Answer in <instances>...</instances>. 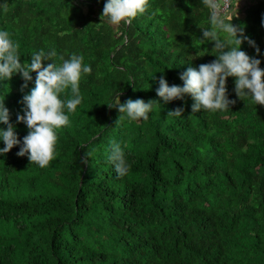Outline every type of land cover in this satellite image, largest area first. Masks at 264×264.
Segmentation results:
<instances>
[{"label":"trees","instance_id":"1","mask_svg":"<svg viewBox=\"0 0 264 264\" xmlns=\"http://www.w3.org/2000/svg\"><path fill=\"white\" fill-rule=\"evenodd\" d=\"M105 2L0 0V30L20 45L22 63L55 49L57 65L76 54L92 68L47 167L18 157L19 146L0 155V264H264V106L239 100L231 77L236 103L227 111L191 112L190 97L156 95L161 76L182 86L188 66L215 59L213 44L201 42L210 9L202 0H149L131 25L112 26L100 19ZM242 2L231 22L245 25L260 54L246 42L241 50L264 68V0ZM31 75L23 92L19 74L0 80L21 140L28 130L16 114ZM119 93L121 103L160 104L148 120H131L107 107ZM181 106L182 115H167ZM112 142L130 165L123 176L108 159Z\"/></svg>","mask_w":264,"mask_h":264},{"label":"clouds","instance_id":"2","mask_svg":"<svg viewBox=\"0 0 264 264\" xmlns=\"http://www.w3.org/2000/svg\"><path fill=\"white\" fill-rule=\"evenodd\" d=\"M202 2L211 10V28L202 31L201 42L208 41L213 44L212 48L217 53L214 55L215 59L198 67L188 66L179 74L182 86H170L161 76L156 95L165 103L174 100L185 101L186 97H190L193 101L191 112L227 111L236 103V100L229 99L228 95L227 79L231 77L234 81L235 96L239 100L250 96L255 105L264 106V68L260 67L261 60L249 56L246 51L241 50V45L246 42L255 49L257 55L260 50L255 41L245 35V25L231 22L237 17V5L235 13L226 20L228 15H222L219 0ZM227 2L228 0H225V4ZM149 7V0H106L100 19L106 18V22L112 26H118L122 22L131 25L133 19L144 14ZM221 33L226 34L227 39H221ZM19 47L18 43L10 39L7 30H0V80L10 81L15 74H19L24 82L20 88L23 92L28 88L29 82L33 81L31 74L36 73L34 86L19 101L23 105V114H16V123H23L28 130L22 140L18 138L15 124L11 122L10 110L5 106L4 100L0 101V125L4 126L0 127V141L4 145L0 148V155L7 154L14 146H19L16 153L18 157L27 156L29 163L44 168L57 156L56 130L69 124L65 109L70 113L75 112L82 102L79 87L81 75L91 74L92 68L83 63V55L76 54L66 60L60 57L62 64L57 65L52 62L57 56L55 49L34 52L30 63H22ZM47 61L51 63L45 64ZM66 91L70 92V96L62 100L60 95ZM119 97L120 93L107 107L117 109L118 113L131 120H148V114L160 104L157 100L145 101L139 98L127 99L121 103ZM184 112L185 108L181 106L169 111L167 115L180 116ZM90 155L91 153H87L82 163L86 164L87 156ZM108 159L114 164L119 176L128 172L130 165L119 143L112 142Z\"/></svg>","mask_w":264,"mask_h":264},{"label":"built area","instance_id":"3","mask_svg":"<svg viewBox=\"0 0 264 264\" xmlns=\"http://www.w3.org/2000/svg\"><path fill=\"white\" fill-rule=\"evenodd\" d=\"M231 1L232 0H228L227 4H225V0H219V3H220L221 8L223 10L222 15H224V17H226L230 11ZM210 14H211V10H210Z\"/></svg>","mask_w":264,"mask_h":264},{"label":"crops","instance_id":"4","mask_svg":"<svg viewBox=\"0 0 264 264\" xmlns=\"http://www.w3.org/2000/svg\"><path fill=\"white\" fill-rule=\"evenodd\" d=\"M244 2H242V0H240V1H237V7L239 6V7H242V6H244V4H243ZM233 12H235V11H233Z\"/></svg>","mask_w":264,"mask_h":264}]
</instances>
